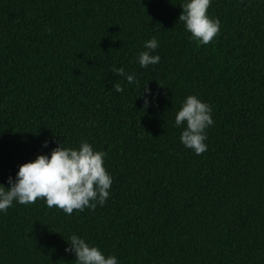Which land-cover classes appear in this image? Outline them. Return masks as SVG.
Masks as SVG:
<instances>
[{
  "label": "trees",
  "instance_id": "1",
  "mask_svg": "<svg viewBox=\"0 0 264 264\" xmlns=\"http://www.w3.org/2000/svg\"><path fill=\"white\" fill-rule=\"evenodd\" d=\"M183 3L0 0V183L81 141L112 176L95 209L0 213V264H75L73 234L119 264H264V0H212L220 32L207 45L178 21ZM153 37L160 62L140 68ZM188 95L212 108L201 155L174 127Z\"/></svg>",
  "mask_w": 264,
  "mask_h": 264
},
{
  "label": "clouds",
  "instance_id": "2",
  "mask_svg": "<svg viewBox=\"0 0 264 264\" xmlns=\"http://www.w3.org/2000/svg\"><path fill=\"white\" fill-rule=\"evenodd\" d=\"M211 3L212 0H184L180 5L182 11L178 21L198 45L209 44L220 32L219 20L208 15ZM158 47L155 37L143 43L145 50L136 60L140 68L160 62V56L153 54ZM112 71L127 84L137 82L136 75L126 72L124 67L114 66ZM113 88L117 93L124 91L121 84ZM143 93H147L143 96L147 107L151 93L146 87ZM213 124L211 106L196 95H188L174 116V127L181 129L180 143L195 155L208 150L206 129ZM47 144L44 141L42 147ZM105 157L104 151L95 150L87 141H81L76 148L63 147L60 143L49 154L37 155L34 160L19 165L14 178H7L8 187L0 183V213H6L14 203L30 205L37 200H43L48 208L55 207L66 215L74 210L83 212L86 208L103 206L109 199L112 185V176L104 167ZM67 244L64 251L74 255L75 264H119L115 255L106 256L98 246L90 245L78 235L69 236Z\"/></svg>",
  "mask_w": 264,
  "mask_h": 264
}]
</instances>
